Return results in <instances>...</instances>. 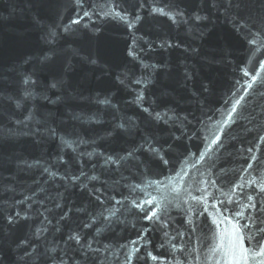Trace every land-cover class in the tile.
I'll return each mask as SVG.
<instances>
[{"label":"water","instance_id":"95a60500","mask_svg":"<svg viewBox=\"0 0 264 264\" xmlns=\"http://www.w3.org/2000/svg\"><path fill=\"white\" fill-rule=\"evenodd\" d=\"M0 264H264V0H0Z\"/></svg>","mask_w":264,"mask_h":264}]
</instances>
